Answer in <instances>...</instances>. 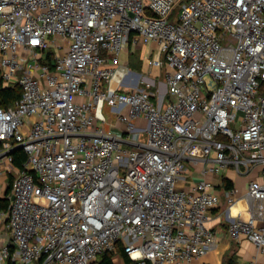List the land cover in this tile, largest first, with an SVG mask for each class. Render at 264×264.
<instances>
[{
  "label": "built area",
  "instance_id": "obj_1",
  "mask_svg": "<svg viewBox=\"0 0 264 264\" xmlns=\"http://www.w3.org/2000/svg\"><path fill=\"white\" fill-rule=\"evenodd\" d=\"M143 47L140 70H121ZM0 80L20 90L0 106V264H94L118 247L192 264L216 247L221 197L229 235L264 257V0H0ZM256 168L242 197L193 179Z\"/></svg>",
  "mask_w": 264,
  "mask_h": 264
},
{
  "label": "crops",
  "instance_id": "obj_2",
  "mask_svg": "<svg viewBox=\"0 0 264 264\" xmlns=\"http://www.w3.org/2000/svg\"><path fill=\"white\" fill-rule=\"evenodd\" d=\"M133 70V69H132ZM136 71V70H134ZM157 71H153L156 74ZM3 175V174H1ZM8 178V177H7ZM194 181L207 180L215 185L216 191H221L223 180H227L229 184L236 188L239 197H242L246 191L247 184L250 181L261 180V169L256 168L248 175H238L232 169L221 173L215 177L201 176L199 173L193 175ZM6 188H4L3 180L0 182V198L5 197ZM239 207L245 209L243 202H239ZM225 204L212 209L209 212V221L207 226L215 235L216 247L206 256L196 259L192 264H248L255 258L264 261V257H259L254 245L245 237L240 236L238 239H233L228 233L227 213L225 212ZM246 216L245 210L243 212ZM9 234L7 231H0V242L8 241ZM118 251V250H117ZM113 254L114 264H124L118 252Z\"/></svg>",
  "mask_w": 264,
  "mask_h": 264
},
{
  "label": "trees",
  "instance_id": "obj_3",
  "mask_svg": "<svg viewBox=\"0 0 264 264\" xmlns=\"http://www.w3.org/2000/svg\"><path fill=\"white\" fill-rule=\"evenodd\" d=\"M132 55V53H131ZM51 57V53L48 52V57ZM49 57V58H50ZM20 98V90L17 86L12 87H3L1 85L0 80V106L3 108L10 107L14 104L15 101H17ZM11 165L17 172L24 171V164L26 162V154L23 152L22 149H14L11 154ZM7 188L5 191V197L0 198V211H7L9 208V200H7V196L10 193L11 190V183H12V176L10 175L7 179ZM223 186L224 189H229L231 185L227 180H223ZM118 255L124 262V264H134L132 261L129 260V258L126 256V254L123 252V249L121 247L117 248ZM94 264H114L113 263V254L112 253H103L100 254Z\"/></svg>",
  "mask_w": 264,
  "mask_h": 264
},
{
  "label": "rangeland",
  "instance_id": "obj_4",
  "mask_svg": "<svg viewBox=\"0 0 264 264\" xmlns=\"http://www.w3.org/2000/svg\"><path fill=\"white\" fill-rule=\"evenodd\" d=\"M184 1H186V0H184ZM178 9H179L178 5L175 6L174 11H173V13L175 15L177 14ZM49 53H51V55H52L53 54V49H49ZM147 55H148V48L147 47H143L140 50H135L134 53H132V55H131V52L130 51L127 54L123 53L121 55V57H120V63H121V65H123L122 68H121V70H125V68L128 67L130 69L139 71L141 65L146 60ZM114 87H116V86L114 85ZM103 115H104V117L106 119V122H107V124L103 125V127L106 130L109 129L110 126L115 125V119L108 112L107 108H105L103 110ZM112 132L113 133H120L121 131L118 128L117 129L116 128H113L112 129ZM7 179L8 178L6 177V175H0V182L3 180L4 188H7V184H8L7 183L8 182ZM224 204H225L224 203V198L221 197V205H224Z\"/></svg>",
  "mask_w": 264,
  "mask_h": 264
},
{
  "label": "water",
  "instance_id": "obj_5",
  "mask_svg": "<svg viewBox=\"0 0 264 264\" xmlns=\"http://www.w3.org/2000/svg\"><path fill=\"white\" fill-rule=\"evenodd\" d=\"M16 149H21V147H17ZM13 151L7 153V155H11Z\"/></svg>",
  "mask_w": 264,
  "mask_h": 264
}]
</instances>
